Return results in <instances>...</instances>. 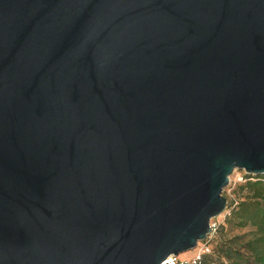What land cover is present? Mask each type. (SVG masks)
Masks as SVG:
<instances>
[{
	"label": "water",
	"instance_id": "water-1",
	"mask_svg": "<svg viewBox=\"0 0 264 264\" xmlns=\"http://www.w3.org/2000/svg\"><path fill=\"white\" fill-rule=\"evenodd\" d=\"M264 174V0H0V264H165Z\"/></svg>",
	"mask_w": 264,
	"mask_h": 264
},
{
	"label": "trees",
	"instance_id": "trees-1",
	"mask_svg": "<svg viewBox=\"0 0 264 264\" xmlns=\"http://www.w3.org/2000/svg\"><path fill=\"white\" fill-rule=\"evenodd\" d=\"M237 201L209 240L201 264H264V174L244 176L235 186Z\"/></svg>",
	"mask_w": 264,
	"mask_h": 264
},
{
	"label": "rangeland",
	"instance_id": "rangeland-1",
	"mask_svg": "<svg viewBox=\"0 0 264 264\" xmlns=\"http://www.w3.org/2000/svg\"><path fill=\"white\" fill-rule=\"evenodd\" d=\"M244 176L245 174L243 173V171H240V170H234L231 173V175H229L228 184L222 191V195L226 199V205L229 203L234 204L237 201V194L234 193V189L238 183H242L244 181ZM224 216H225V212H222L219 216L212 219V221L215 222L216 225H220L223 222ZM191 256H192V252H187L184 254H180L177 257V259L180 261H184V260L189 259Z\"/></svg>",
	"mask_w": 264,
	"mask_h": 264
},
{
	"label": "built area",
	"instance_id": "built-area-1",
	"mask_svg": "<svg viewBox=\"0 0 264 264\" xmlns=\"http://www.w3.org/2000/svg\"><path fill=\"white\" fill-rule=\"evenodd\" d=\"M225 215H228V211L225 209ZM217 226L215 222L212 220L209 222V228H210V233L208 236H206L205 240L201 243H197V246L192 252V256L184 261H180L177 259V257H172L169 256L164 263L165 264H201L202 257L210 252L209 249V240L211 238V235L216 231Z\"/></svg>",
	"mask_w": 264,
	"mask_h": 264
},
{
	"label": "crops",
	"instance_id": "crops-1",
	"mask_svg": "<svg viewBox=\"0 0 264 264\" xmlns=\"http://www.w3.org/2000/svg\"><path fill=\"white\" fill-rule=\"evenodd\" d=\"M184 254V253H183Z\"/></svg>",
	"mask_w": 264,
	"mask_h": 264
}]
</instances>
